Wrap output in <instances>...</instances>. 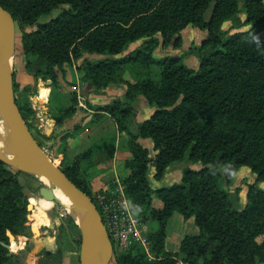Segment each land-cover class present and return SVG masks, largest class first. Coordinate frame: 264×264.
I'll return each mask as SVG.
<instances>
[{"label": "trees", "instance_id": "obj_1", "mask_svg": "<svg viewBox=\"0 0 264 264\" xmlns=\"http://www.w3.org/2000/svg\"><path fill=\"white\" fill-rule=\"evenodd\" d=\"M39 1L27 11L20 0H0L18 23L16 37H22L27 74L57 86L60 76L66 79L75 66L95 92L111 84L127 86L124 102L115 99L101 111L111 115L132 155L125 161L130 171L124 180L126 194L138 216L156 222L158 230L149 234L153 259L135 246L117 264H178L180 257L185 264H264V192L250 186L247 205L240 211L225 189L241 167L257 176L256 183L264 182V0H244V25L251 29L226 40L221 28L226 21L238 22L239 0ZM42 8L61 13L39 24ZM186 29L208 34L195 49L198 70L185 65L189 54L155 55L167 38H175L169 50H178ZM141 40L137 50L115 58ZM85 52L106 58H86L75 65ZM125 67L136 70L134 81L123 78ZM16 87L14 74L15 94ZM138 97L146 98L153 114L133 134L130 121L137 115L133 103ZM73 102H78L76 95ZM17 104L32 131V104ZM74 112V107L68 109L57 125ZM140 139L152 140L154 154ZM96 152L90 149L70 162L64 144L58 164L92 199L86 174L95 166ZM187 160L201 168L185 169L180 184L163 187L168 168ZM22 175L0 160V264L12 263L3 246L10 245L7 232L19 235L28 215ZM155 200L161 208L154 206ZM34 205L31 199V210ZM37 208L34 213L41 219L43 208ZM176 214L185 221L193 218L199 234L185 235L173 250L167 229Z\"/></svg>", "mask_w": 264, "mask_h": 264}, {"label": "crops", "instance_id": "obj_2", "mask_svg": "<svg viewBox=\"0 0 264 264\" xmlns=\"http://www.w3.org/2000/svg\"><path fill=\"white\" fill-rule=\"evenodd\" d=\"M182 35L184 37V49H188V45L201 43L207 38L208 34L198 29H189L185 30ZM155 55L158 58L166 55L174 56L178 55V51L163 50L160 47ZM185 65L196 70L199 67V62L196 59L195 61L187 60ZM37 88V96L32 99V105L36 112V120L38 127L41 129V135H43L49 147L52 148L53 153H61L64 144H66V154L69 159L74 160L92 149L95 142L101 140L105 143L108 138L106 135L110 133L111 136L108 138L110 143L106 147L107 150H100L102 153L100 151L96 152L95 170L97 172L104 170V173L112 176L113 180L120 178L119 168L123 166L125 161L132 159V155L125 146V139L118 131L111 115L101 110L115 99L124 102L127 86L111 84L100 92H95L92 84L82 82L74 66L68 69L66 79L60 76L57 86H54L50 81L46 82L39 79ZM43 90L45 93L42 92ZM75 95L78 97L76 105L73 102ZM72 107L75 108L73 115L67 117L61 125H57V118ZM133 108L137 115L130 121V130L133 134H137L138 126L151 118L153 109L145 97H138L133 103ZM139 143L154 154L152 140L140 139ZM107 161L109 166L106 165ZM186 164L184 168L179 166L180 168H175L176 170H173L176 166L169 168L166 174L167 178L165 177L162 183L163 185L165 183L163 187L179 184L182 181L183 169L199 170L201 168L197 165L192 166L189 162ZM93 175L91 174L92 178ZM154 175L155 169L151 167L149 177L153 183ZM249 178L250 184L257 180L254 173L250 174ZM98 179L103 181L100 177ZM257 189L264 192V182L259 183ZM240 195L241 200H243L242 207H246L248 190H241ZM41 206L43 211L39 223L42 225L38 224V231L35 233L30 245L25 242L24 246L19 247L18 250L12 251L11 249L13 253H17L18 258L17 261L10 264H78L80 256L77 245L80 239L79 230L77 232V229L68 218L59 214V212L53 211L55 204L51 208L43 202ZM154 206L161 208L162 203L155 200ZM177 215L179 214L174 215L168 224L173 227V221L177 222L176 228H172L173 233H170L171 227L168 226V244L173 246V250L178 246V241L180 242L185 235L199 234V229L195 226L193 218L185 221L181 215ZM21 244L22 242L18 245Z\"/></svg>", "mask_w": 264, "mask_h": 264}, {"label": "rangeland", "instance_id": "obj_3", "mask_svg": "<svg viewBox=\"0 0 264 264\" xmlns=\"http://www.w3.org/2000/svg\"><path fill=\"white\" fill-rule=\"evenodd\" d=\"M42 2H44V1H42V0L39 1V3H42ZM33 3H34V0H20L19 5L23 9L28 11L31 8ZM239 5H240L241 12H240V14L238 16L239 17L238 22H235L233 20H229V21H226L222 25L221 30H222V32L224 34V40L228 39L230 36H232L234 34H237L239 32H248L251 29V26L244 25V22L246 21V18H247L246 8L244 7V0H239ZM60 13L61 12L57 11V10H53L52 11V9L50 10L48 8H44V9L42 8V12H41V15L39 16L38 23L39 24H46L49 21H51L52 19L56 18ZM211 13H212V9H211V11H209L207 13V18H209L211 16ZM18 29H19V26H18V23H16V32H17ZM186 30H189V29H186ZM190 30H193V29H190ZM28 31H31V30L28 29ZM184 31H182V33H181L182 41L180 42V46H179L180 48L178 50H176V52L178 51V55H181V56L184 55V54H189V56L186 58L185 61H187V60L195 61V59H196L197 62H199V60L197 58V54L195 52V49L197 47L201 46V44H202V42L204 40L201 43H198L197 45L195 43H192V44L188 45L189 46L188 49H184L185 48L184 47V37L182 35ZM14 40H15V55H14L15 72H14V74H15V83H16V86H17L16 87L17 88V93L15 95H16V98H17V101H18L19 105H21L22 107L30 106V104L33 103L32 99L37 96V92H38L37 91L38 90L37 87H38L39 79L36 80L33 75H29V74L26 73L27 59L24 56L22 37H16L15 36ZM160 40L162 41L161 37H160ZM174 40H175V38L174 39L167 38L165 45L161 46L163 48V50L169 49L168 47H169L170 43L173 44ZM142 43H143L142 40L138 41L137 43H134L133 45H131L129 47L128 51H126L125 53H123L120 56H116L115 58H123V57L129 55L130 53H132L135 50H137ZM136 45H138V46L135 49H133V47H135ZM166 53H168V52H166ZM86 58H89L91 61L96 62V61L104 60L106 57L105 56H101V55H97V54H90V53H86L85 52L84 55H83V59H81V60H79L77 62H74V64L77 65V66L81 65L83 60L86 59ZM199 65H200V63H199ZM188 68H190V67H188ZM198 68L196 70H198ZM155 72H157V71L153 70V74L154 75H155ZM135 75H136V70L134 71L132 68H126V67L124 68V71H123V78L124 79L129 80V81L132 82V81H134ZM42 92L45 93L44 90ZM31 108H32V112L33 113H30L29 122L32 125L33 134L36 137V139L39 141V143L43 146V148L49 153V155H51V157H53V159L56 161V163L59 164L61 162V160H62L61 159L62 157H61L60 153L59 154L58 153H53L52 148H50L49 145L45 142V140L43 138V135H41V132H40L41 129L38 127V123H37V120H36L37 116H36L35 110L33 109V105H31ZM1 118L2 117L0 115V119ZM106 136L108 138H110L111 134L107 133ZM108 138H107L105 143H104V141H101V140L98 141V142H95L93 144V146H92V149L97 151V152L100 151V150L101 151L107 150L106 147L110 143V142H108V140H109ZM103 149H105V150H103ZM95 157H96V155H95ZM69 160L71 162V159H69ZM187 162H189V161L187 160L186 162L175 164V165H173V166H171L169 168H173L174 166H176V167H174L173 170H176L177 168L179 169L180 167L184 168V165ZM189 164L192 165L190 162H189ZM106 165L109 166V162L108 161L106 162ZM95 166H96V163H95ZM95 166L93 168H90L88 173L86 174V180H87V184H88V189L91 191L93 197L96 198L100 193H102L104 191H107V190H111V191L116 193V191L118 190L119 186H122L125 189L124 180L130 174V171L125 168V163L118 170V172L120 171V178H118L117 180H113L112 176H109L108 174L104 173V170L97 172L95 170ZM185 169H188V168H185ZM185 169H183V171ZM91 174H94L93 178H92ZM250 174H253V172L249 168L241 167L237 171V173L234 176V178L232 179L231 184L229 186H227V187L225 185V189L229 192L232 202L234 203L236 208L238 210H240V211L245 209V207H242L243 200H241V198H240L241 190H243V189L245 190L246 189L249 192V187L250 186L255 185L256 188H257L258 185H259V183H256V182H254L253 184H250V182H249ZM99 177L102 178L103 181L98 179ZM166 178H167V176H166ZM110 180H111V182H110ZM20 181L24 185L23 193H24L25 199L29 203V206L31 205V199H34L35 205H34V209H32V210L29 209V207H28L27 219H26V222L23 223L19 235L15 236L11 232H7V237L9 238L10 245H7V246H9V248L5 247L4 245L3 246L8 250L9 255L12 256V258H13L12 259V263L17 261V258H18L17 253H13L12 251H16V250L19 249V247H23L25 242H28V245H30V243L32 242L33 238L35 237V233L38 231V227L37 226H38V224H40L39 223V218H37L36 213H34L35 209H38L37 206L38 207H42L41 205L44 202L47 206H50L52 208L54 206V204H55V206L53 208L54 212L55 211L59 212V214L63 215L66 218L70 217L66 213L65 209L62 207L61 202H59L57 199L48 200V199H42L41 198L40 190L42 188H44V185L38 179H34L32 176H30L28 174H25V175L20 176ZM180 183H181V181L179 182V184ZM260 183H262V182H260ZM162 186H165V183H164V185L162 184ZM36 188H38V189H36ZM38 201H41V202L39 203ZM177 216H180V215H177ZM140 222H141V224H140V227H139V232H140L142 238L145 239V240H148L149 243H150L149 234L151 232H155V231L158 230V224L156 222H149V221L145 222L141 218H140ZM176 224H177V222L173 221V227L168 225V226L171 227L170 233L174 232L172 228H176V226H177ZM75 229H77V228H75ZM167 230L169 231V229H167ZM77 232H78V230H77ZM114 241H115L114 242V244H115L114 245V258H113L111 264H117V260L116 259L119 258L121 255H123L125 252H128L131 248H133L135 246L142 247L149 255L152 254L151 253V243L149 245H147V247H144L142 244H140L137 241H134L133 239H131V242H132L131 247H130V249L126 250V249H124L122 247L120 241H118V240H114ZM20 242H22V244L18 245ZM80 244H81V240H80ZM15 247H16V249H15ZM171 248H172V246H170V249ZM11 249H12V251H11ZM78 251H79V255H80V246H78ZM150 258L153 259V256L151 255ZM177 263L178 264H185L184 258L183 257L178 258L177 259Z\"/></svg>", "mask_w": 264, "mask_h": 264}, {"label": "water", "instance_id": "obj_4", "mask_svg": "<svg viewBox=\"0 0 264 264\" xmlns=\"http://www.w3.org/2000/svg\"><path fill=\"white\" fill-rule=\"evenodd\" d=\"M15 36L16 21L13 15L0 5V115L8 123L9 133L5 143H0V154L9 157L12 164L2 158L0 160L38 179L44 185L40 190L42 199L59 200L57 192H60L70 201L75 218L69 216L80 232L78 264H111L114 246L94 199L66 176L35 138L21 114L14 91ZM62 206L66 205L63 203Z\"/></svg>", "mask_w": 264, "mask_h": 264}, {"label": "built area", "instance_id": "obj_5", "mask_svg": "<svg viewBox=\"0 0 264 264\" xmlns=\"http://www.w3.org/2000/svg\"><path fill=\"white\" fill-rule=\"evenodd\" d=\"M94 203L113 246L114 240H118L122 247L128 250L132 244L131 239L144 247L150 244L139 232L140 218L122 186H119L116 193L111 190L100 193L96 198L94 197Z\"/></svg>", "mask_w": 264, "mask_h": 264}, {"label": "bare ground", "instance_id": "obj_6", "mask_svg": "<svg viewBox=\"0 0 264 264\" xmlns=\"http://www.w3.org/2000/svg\"><path fill=\"white\" fill-rule=\"evenodd\" d=\"M2 117V116H1ZM8 123L5 121V119L2 117L0 119V143L3 144L5 143L6 139L8 138ZM0 158H2L5 162L12 164V160L4 155L0 154ZM57 198L59 199L58 201L61 202L62 204L64 203L66 206H62L66 213L70 215L71 217L75 218L74 211L72 209V206L70 205V201L63 196L60 192H57Z\"/></svg>", "mask_w": 264, "mask_h": 264}]
</instances>
